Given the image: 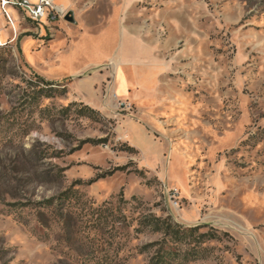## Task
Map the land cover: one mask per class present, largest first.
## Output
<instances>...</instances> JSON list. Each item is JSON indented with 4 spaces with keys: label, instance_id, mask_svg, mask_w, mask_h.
<instances>
[{
    "label": "rangeland",
    "instance_id": "rangeland-1",
    "mask_svg": "<svg viewBox=\"0 0 264 264\" xmlns=\"http://www.w3.org/2000/svg\"><path fill=\"white\" fill-rule=\"evenodd\" d=\"M61 1L0 8V264H264V0Z\"/></svg>",
    "mask_w": 264,
    "mask_h": 264
},
{
    "label": "built area",
    "instance_id": "built-area-1",
    "mask_svg": "<svg viewBox=\"0 0 264 264\" xmlns=\"http://www.w3.org/2000/svg\"><path fill=\"white\" fill-rule=\"evenodd\" d=\"M12 7L18 11L20 18L30 19L38 24L41 20L47 19L49 23H53L63 18L64 10L55 3V0H0V8L6 19V22L13 26L15 19L7 10Z\"/></svg>",
    "mask_w": 264,
    "mask_h": 264
},
{
    "label": "trees",
    "instance_id": "trees-1",
    "mask_svg": "<svg viewBox=\"0 0 264 264\" xmlns=\"http://www.w3.org/2000/svg\"><path fill=\"white\" fill-rule=\"evenodd\" d=\"M36 78L39 79L40 81L44 82L45 84H51L52 82L50 81H47V80H44V78H42L41 76L35 74ZM65 193H70L69 195H67V199H69V197H71L70 195L72 194L71 192L69 191H66ZM60 203V200L57 201V204L59 205ZM58 209H61V208H57ZM160 221L159 219H156L155 220V228L157 230H160L162 229L164 231V234L168 235L170 233H172L175 237H177L176 239H179L180 235L183 234V229L180 231L179 230V227L180 225L179 224H174L172 227V225H170V223H167V222H158ZM182 228V226H181ZM184 229H187V228H184ZM168 254V252H165L163 247H160L156 254L152 257L151 259V263L152 264H163V263H166L167 262V259H166V255Z\"/></svg>",
    "mask_w": 264,
    "mask_h": 264
},
{
    "label": "crops",
    "instance_id": "crops-1",
    "mask_svg": "<svg viewBox=\"0 0 264 264\" xmlns=\"http://www.w3.org/2000/svg\"><path fill=\"white\" fill-rule=\"evenodd\" d=\"M30 1H32V2H35V1H37V0H30ZM56 1V0H55ZM59 6H64V4H63V2L61 1V2H59V4H58ZM4 33H5V29L4 28H2V27H0V40L2 41V40H4L6 37H4L5 35H4ZM6 34V33H5ZM14 38H12V40H13ZM32 40V39H31ZM3 42V41H2ZM31 45V44H30ZM26 49V53H27V48H25ZM29 49V48H28ZM145 71V70H144ZM146 82H143V84H145Z\"/></svg>",
    "mask_w": 264,
    "mask_h": 264
},
{
    "label": "bare ground",
    "instance_id": "bare-ground-1",
    "mask_svg": "<svg viewBox=\"0 0 264 264\" xmlns=\"http://www.w3.org/2000/svg\"><path fill=\"white\" fill-rule=\"evenodd\" d=\"M10 27H11L13 30H15V22L13 23V26L11 25ZM1 44H3V42L0 40V45H1ZM123 70H124V69H123ZM123 70H122V72H124ZM120 71H121V69H120ZM125 73H126V71H125ZM122 75H123V74H122ZM122 75H121V76H122ZM126 76H127V75H126ZM131 76H132V75H131ZM125 79H126V78H125ZM129 80H130V79H129ZM126 81H127V80H126ZM126 83H127V82H126Z\"/></svg>",
    "mask_w": 264,
    "mask_h": 264
},
{
    "label": "water",
    "instance_id": "water-1",
    "mask_svg": "<svg viewBox=\"0 0 264 264\" xmlns=\"http://www.w3.org/2000/svg\"><path fill=\"white\" fill-rule=\"evenodd\" d=\"M65 18H66L67 20H71V17H70L69 15H66Z\"/></svg>",
    "mask_w": 264,
    "mask_h": 264
}]
</instances>
